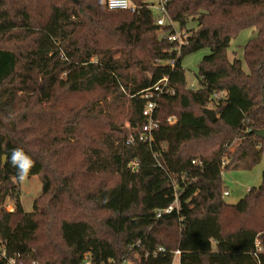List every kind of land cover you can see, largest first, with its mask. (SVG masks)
I'll return each instance as SVG.
<instances>
[{
  "label": "trees",
  "instance_id": "obj_1",
  "mask_svg": "<svg viewBox=\"0 0 264 264\" xmlns=\"http://www.w3.org/2000/svg\"><path fill=\"white\" fill-rule=\"evenodd\" d=\"M132 3L0 0V264L15 254L25 264H170L176 250L180 264H264V170L237 203L225 201L222 185L224 170L264 158L255 134L264 129V0H167L184 44L167 39L174 29L157 24L152 3ZM245 28L257 32L244 46L247 71L227 53ZM202 48L210 52L192 88L182 61ZM164 77L174 93L157 98L158 126L140 141L141 94ZM116 125L121 166L109 172H60L24 138ZM16 147L42 183L31 211L16 168L3 161Z\"/></svg>",
  "mask_w": 264,
  "mask_h": 264
},
{
  "label": "rangeland",
  "instance_id": "obj_2",
  "mask_svg": "<svg viewBox=\"0 0 264 264\" xmlns=\"http://www.w3.org/2000/svg\"><path fill=\"white\" fill-rule=\"evenodd\" d=\"M152 3V10L155 17L160 16V0H147ZM177 26L178 23H176ZM180 33L184 30L178 28ZM257 34L255 28H245L235 36L230 43L227 53L230 60L239 58L242 60L243 68H248L244 61V46ZM210 52L208 48H202L196 52L187 54L182 65L185 70L187 85L198 88L199 82L196 77L200 60ZM211 108V107H210ZM115 130L112 133H30L24 135L25 140L33 146L42 148L50 157L56 168L60 172L70 170L83 172H109L111 167L121 164V148L123 144V134ZM118 131V132H117ZM121 166V165H120ZM264 170V158L251 169H227L222 173L223 189H227L229 194L224 196L227 203H237L248 191L249 188L259 186L262 182V172ZM20 200L25 210H33V201L40 195L42 183L37 175H29L20 183ZM6 207L9 210L14 208L11 199H7ZM123 264H133L130 261ZM176 264L178 262L176 261Z\"/></svg>",
  "mask_w": 264,
  "mask_h": 264
},
{
  "label": "built area",
  "instance_id": "obj_3",
  "mask_svg": "<svg viewBox=\"0 0 264 264\" xmlns=\"http://www.w3.org/2000/svg\"><path fill=\"white\" fill-rule=\"evenodd\" d=\"M166 1L167 0H160L159 2V12H160V16L157 17L156 22L157 24L164 26V25H171L174 29V31L172 33L167 34V39L170 41H177L179 44H184L186 43V35L182 32L180 33L178 28L179 26L176 25L177 22H175L174 20H172V18L170 17V15L168 14V11L166 9ZM107 6H108V0L105 1ZM108 8L110 10H120L121 8L119 7V5H117L115 7V9L110 8L108 6ZM130 10H135V4L132 3V5L128 8ZM125 10V9H122ZM164 92L166 93H170L173 94L174 93V89L168 87V78L164 77L163 79H161L159 82H157L153 87L148 88L147 90H145L142 94L141 97L146 99V105L144 106L142 113L145 116L147 122L142 126V129L140 130V134L138 135V138L140 141H144V142H150L153 138V130L158 126V119L155 118V110L157 108V98L160 97ZM176 120L175 116H170L168 118L169 122H174ZM135 138L130 135L128 137L127 142L128 143H134ZM195 162V160H193V163ZM224 163V162H223ZM139 166L138 161H134L130 164H128V167L131 170H136ZM229 192L225 191L224 195H228ZM178 204V200L177 197L174 201L173 204H171L170 206H168L164 211L165 212H171L173 209V205L177 206ZM161 213L158 212V215H160ZM159 250L161 251H165V248L161 247ZM180 250H176L175 251V256L173 258V261L170 264H176V261L178 262V264H180L179 262V256H180ZM2 256L6 257L5 252H3ZM6 264H25L24 260L22 259L20 254H15V255H11L8 256L6 259ZM86 264H89V262H87Z\"/></svg>",
  "mask_w": 264,
  "mask_h": 264
},
{
  "label": "clouds",
  "instance_id": "obj_4",
  "mask_svg": "<svg viewBox=\"0 0 264 264\" xmlns=\"http://www.w3.org/2000/svg\"><path fill=\"white\" fill-rule=\"evenodd\" d=\"M105 0H100V4L104 5ZM119 5L121 9H128L132 5V0H108V6L115 9ZM4 162L10 163L16 168L18 182L23 183L29 176L31 169L35 166L34 159L24 151L23 148L16 147L12 150L10 157L5 156Z\"/></svg>",
  "mask_w": 264,
  "mask_h": 264
},
{
  "label": "water",
  "instance_id": "obj_5",
  "mask_svg": "<svg viewBox=\"0 0 264 264\" xmlns=\"http://www.w3.org/2000/svg\"><path fill=\"white\" fill-rule=\"evenodd\" d=\"M75 1H77V0H75ZM204 112L207 114V116L209 117L210 120H214L215 118H217V113L213 108H205ZM114 129L119 130V127L115 126ZM255 134L257 136H260L261 138H264V129L255 130Z\"/></svg>",
  "mask_w": 264,
  "mask_h": 264
}]
</instances>
